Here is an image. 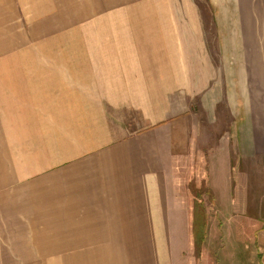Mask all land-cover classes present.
Returning a JSON list of instances; mask_svg holds the SVG:
<instances>
[{"label": "crops", "instance_id": "0c3cea01", "mask_svg": "<svg viewBox=\"0 0 264 264\" xmlns=\"http://www.w3.org/2000/svg\"><path fill=\"white\" fill-rule=\"evenodd\" d=\"M263 174L264 0H0V264H215Z\"/></svg>", "mask_w": 264, "mask_h": 264}, {"label": "rangeland", "instance_id": "374dc122", "mask_svg": "<svg viewBox=\"0 0 264 264\" xmlns=\"http://www.w3.org/2000/svg\"><path fill=\"white\" fill-rule=\"evenodd\" d=\"M28 6L30 5L25 1V7ZM207 162L206 181L213 187H209V191L211 192L210 189L217 191L220 187L223 193L226 187V179L222 154L210 157ZM259 179L263 181V184H259L256 190L255 184H253L256 178L253 175L248 176L249 192L247 193L246 201L240 202L239 198H237L232 202V207H222V204H226L221 202V207H216L215 209L212 204L211 211H213L212 214L215 216L216 221L214 220L215 223L212 225L211 233L214 232L216 227V231L220 232L221 235L214 255L215 264H233L230 261V257L232 260L235 253L242 258L239 260L238 257H235L236 264H254L255 251L258 254V264L259 262L264 264V174ZM190 186L196 196L200 192V198L203 196L207 197L206 193L204 194L207 189L206 185L199 186L192 183ZM200 212H203L202 208ZM199 236L201 235L199 234ZM202 240H205V237ZM241 245L242 247L244 246L242 252L240 251ZM202 247L203 245L201 246V242L198 240L196 252L199 253V261L197 263L208 264L207 254L201 253ZM192 264H196V262Z\"/></svg>", "mask_w": 264, "mask_h": 264}]
</instances>
